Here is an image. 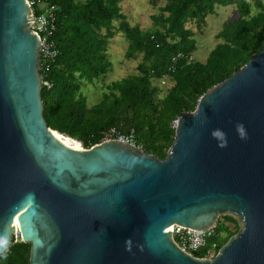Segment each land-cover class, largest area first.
<instances>
[{
	"label": "water",
	"instance_id": "obj_1",
	"mask_svg": "<svg viewBox=\"0 0 264 264\" xmlns=\"http://www.w3.org/2000/svg\"><path fill=\"white\" fill-rule=\"evenodd\" d=\"M31 18L27 0H0V254L17 233L28 264H264V49L174 121L163 159L74 149L42 117ZM222 216L238 229L211 259L173 243L171 224Z\"/></svg>",
	"mask_w": 264,
	"mask_h": 264
},
{
	"label": "trees",
	"instance_id": "obj_2",
	"mask_svg": "<svg viewBox=\"0 0 264 264\" xmlns=\"http://www.w3.org/2000/svg\"><path fill=\"white\" fill-rule=\"evenodd\" d=\"M27 1L34 3L33 15L46 6L55 8L57 56L44 77L51 87H41L39 93L43 120L61 141L60 135L83 149L114 127L122 134L131 132L143 153L163 159L173 139L172 122L193 111L202 94L264 49V0H146L157 10L147 30L128 24L120 12L122 0ZM225 7H232L236 16L220 25L205 60L172 64L176 54L192 57L195 51L188 26L199 31L207 16ZM116 35L125 41L124 59L136 61L134 73L103 85L99 99L88 104L84 88L108 73L106 48ZM165 74L170 86L161 89L157 81ZM237 229L229 216L216 219V252ZM204 255V249L194 253L197 258ZM28 256L29 245L17 236L0 254V264H28Z\"/></svg>",
	"mask_w": 264,
	"mask_h": 264
},
{
	"label": "rangeland",
	"instance_id": "obj_3",
	"mask_svg": "<svg viewBox=\"0 0 264 264\" xmlns=\"http://www.w3.org/2000/svg\"><path fill=\"white\" fill-rule=\"evenodd\" d=\"M161 5L162 2L158 4V6ZM120 12L125 16L130 26H138L141 30L151 29L152 23L149 17L150 15L157 14V10L151 8L146 0H122L120 3ZM235 16L236 14L232 7L217 8L214 15L205 18V25L199 31L193 24L188 26L195 40V51L192 53L194 61L203 62L205 60L208 52L216 43L214 35L220 25L223 22L235 18ZM113 25H116V23L114 22ZM125 46V41L120 35H116L108 42L106 53L110 68L104 78L95 81L94 85H87L84 88V94L88 104H93L99 99L103 85L134 73L136 61L124 59ZM166 85L161 86V89H167L170 83H166ZM60 136L65 144L75 149L80 148V145L76 141H71L62 135Z\"/></svg>",
	"mask_w": 264,
	"mask_h": 264
},
{
	"label": "built area",
	"instance_id": "obj_4",
	"mask_svg": "<svg viewBox=\"0 0 264 264\" xmlns=\"http://www.w3.org/2000/svg\"><path fill=\"white\" fill-rule=\"evenodd\" d=\"M27 3L30 9L31 6L34 5L32 1H27ZM41 9V13L37 15H33L31 10L32 18L30 20L31 23L29 24V27L30 30H32L37 35L40 41L38 62L40 85H47L45 89H49L51 87V83L44 77L57 56V50L53 42V33L55 30V8L53 6H46ZM181 59L188 62L192 60V57L188 55L176 54L170 59V62L173 64ZM166 83L169 84L167 74L163 75L157 81L158 87L160 88L161 86H165ZM171 127H174V121L172 122ZM111 140L127 144L132 149L142 152L141 147L135 143L133 134L131 132L122 134L116 128L110 127L102 133L101 139L97 144ZM170 234L173 243L182 252L189 256L197 258L194 256V253L200 249L205 250V255L204 257L197 259H211L216 253L217 243L215 240L218 237L215 233V224L201 232L172 225L170 227ZM17 236L18 235L16 233L15 237Z\"/></svg>",
	"mask_w": 264,
	"mask_h": 264
},
{
	"label": "bare ground",
	"instance_id": "obj_5",
	"mask_svg": "<svg viewBox=\"0 0 264 264\" xmlns=\"http://www.w3.org/2000/svg\"><path fill=\"white\" fill-rule=\"evenodd\" d=\"M56 134H57L56 132L53 133L54 137H56V139L60 140V139H59V136H56ZM60 141H61V140H60ZM61 142L64 143L63 141H61ZM64 144H65V143H64ZM65 145H67V144H65ZM67 146H69V145H67ZM69 147H71V146H69ZM72 148H73V147H72ZM74 149H75V148H74ZM78 149H80V148H78ZM172 225H173V224H171V225L169 226V229H170V227H171ZM14 226H16L15 220H14Z\"/></svg>",
	"mask_w": 264,
	"mask_h": 264
}]
</instances>
